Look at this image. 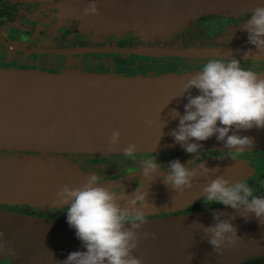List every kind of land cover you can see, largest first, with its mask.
<instances>
[{
	"label": "water",
	"instance_id": "obj_1",
	"mask_svg": "<svg viewBox=\"0 0 264 264\" xmlns=\"http://www.w3.org/2000/svg\"><path fill=\"white\" fill-rule=\"evenodd\" d=\"M96 3L98 14H84L90 0H77L71 5L72 13L105 30L135 28L143 40L152 41L165 35L171 38L200 15L239 11L241 6L255 9L264 0H96ZM249 49L264 58V51L257 48L180 46L136 48L132 52L193 58L240 55ZM196 72L139 74L90 72L81 68L57 72L0 68V149L14 151L0 156V203L29 204L45 210L67 206L58 202V188L82 184L88 174L75 163L50 154L123 152L131 143L136 144L138 151L181 148L169 135L179 124L178 117L172 118L175 113L171 110L184 114L187 98L179 96L180 90ZM192 94L199 93L193 89ZM114 130L121 135L118 143L110 146L109 137ZM238 134L253 140L264 139V129L253 128ZM200 143L203 147L224 146L215 136ZM203 164L210 170H205ZM191 168L197 172L191 189L177 193L163 181L147 196L148 207L163 210L184 207L204 197L203 187L216 176L225 175L235 183L255 170L247 161L220 157ZM114 182L106 180L102 186L111 189ZM213 212L224 213L222 219L234 215L231 222L242 237L219 254L212 251L200 225L193 223L213 224ZM249 215L246 222L237 210L222 207L148 220L139 230L141 239L134 254L142 264H236L251 253L264 251V225L254 214ZM0 232L3 233L0 260L9 259L16 264H45V259L58 264L73 251L86 250L67 221L0 210ZM144 232L155 233L156 238L144 239Z\"/></svg>",
	"mask_w": 264,
	"mask_h": 264
},
{
	"label": "clouds",
	"instance_id": "obj_2",
	"mask_svg": "<svg viewBox=\"0 0 264 264\" xmlns=\"http://www.w3.org/2000/svg\"><path fill=\"white\" fill-rule=\"evenodd\" d=\"M84 14H98L96 0H90ZM241 25L248 33V43L264 51V4L257 6ZM249 54L251 49L242 58L208 59L180 90L179 96L186 95L187 103L182 115L177 109L171 110L175 113L172 118L178 117L179 124L169 135L186 153L198 156L203 147L200 142L213 136L232 153H243L253 147V138L238 134L253 128L264 129V77L241 66V59ZM193 89L199 94L193 95ZM120 135L119 130L112 132L110 146L118 143ZM137 151L136 144L131 143L122 152L125 158L135 160L143 178L131 194L102 186L101 177L96 173L89 175L82 184H64L58 188V202L67 205V223L75 229L76 237L86 249L69 253L58 264H142L134 252L141 239L139 230L147 222L143 209L149 206L150 187L145 188L144 180L152 183L153 174L165 166L157 161L156 155L136 160ZM191 163L192 160L188 161L186 166L178 158L170 160L167 171L162 173L165 185L177 193L191 189L193 178L197 176L195 169L189 167ZM203 167L210 170L205 164ZM215 170L219 171V168ZM203 193L206 205L231 207L246 222L249 214H254L264 225V197L255 195L248 183H233L225 175H219L203 187ZM122 200L126 202L122 204ZM224 215L213 212L214 223L209 226L193 222L200 225L203 236L217 254L242 239L237 234L238 227L231 222L235 216L222 219ZM0 236H3L2 232ZM149 237L155 239L156 234L143 233L144 239Z\"/></svg>",
	"mask_w": 264,
	"mask_h": 264
},
{
	"label": "flooded vegetation",
	"instance_id": "obj_3",
	"mask_svg": "<svg viewBox=\"0 0 264 264\" xmlns=\"http://www.w3.org/2000/svg\"><path fill=\"white\" fill-rule=\"evenodd\" d=\"M77 0H0V68L17 69H42L57 72L65 68H81L90 72H126L137 71L143 66L156 67L160 70L169 68L180 69L192 64L194 68L206 63L210 58L227 56H199L183 58L178 56H162L153 54H136L132 51L136 48H168L188 47L180 36L175 33L172 39L165 42L159 38L152 41L143 40L135 28L110 31L96 27L80 19L72 13L71 5ZM252 12L242 15L224 14L222 11L203 14L191 21L194 26V36L198 40V47L219 49H246L256 48L255 45L239 42L248 39V33L242 30V23L250 18ZM18 25L20 28H14ZM231 29L230 32H225ZM184 32V31H183ZM37 39V41H36ZM60 40L62 43L59 44ZM209 43V44H207ZM143 51V50H142ZM144 53L147 51H143ZM245 54L230 55L242 58ZM89 56V57H88ZM106 57L103 60L90 61L86 57ZM196 59L205 60L198 64ZM193 60L196 62H193ZM102 67H91L95 63ZM241 66L253 71L264 70V58L253 53L247 58L241 59ZM130 69V70H128ZM185 70V69H184ZM264 139L254 140L251 149L243 153H232L224 146H204L198 156L186 153L182 148L137 151L136 160L140 157L155 156L157 161L164 165L161 171L153 174L150 180H144V186L150 187L148 195L163 183L162 173L167 171L170 160L179 159L189 167H193L214 157L232 158L247 161L255 170L246 178L240 180L248 183L254 190V194L264 197ZM260 141V142H258ZM14 153V151H6ZM52 155V154H51ZM55 156L69 160L81 167L89 175L96 173L101 181L115 180L113 191L131 194L142 183L141 172L135 160H130L122 155V152L112 153H56ZM148 183L151 185L149 186ZM147 195V196H148ZM126 201H121L125 203ZM225 207L222 204L206 205L204 197L196 199L184 207L172 210L161 208H144L146 221L163 219L181 214H190L202 210H210ZM67 206L52 209H40L29 204H2L0 210L15 212L30 216H38L49 219L67 221ZM0 264H16L5 259ZM237 264H264V251L252 253Z\"/></svg>",
	"mask_w": 264,
	"mask_h": 264
},
{
	"label": "rangeland",
	"instance_id": "obj_4",
	"mask_svg": "<svg viewBox=\"0 0 264 264\" xmlns=\"http://www.w3.org/2000/svg\"><path fill=\"white\" fill-rule=\"evenodd\" d=\"M240 10L239 11H232V10H220L222 12H224V14H233V15H242L244 13H247V12H252L254 9H251V8H248L247 6H241L239 8ZM211 13H214V12H211ZM14 28H20L18 25H13ZM231 29H228L226 30L225 32H230ZM184 31V32H183ZM182 32V33H181ZM177 33V32H176ZM178 33H181L182 36H180V38L185 42L187 43V45H189L188 47H198V40L194 38V36H192L195 32H194V26L191 25V22L183 29V30H180L178 31ZM175 35V33L170 37H168V35H165L163 36L164 38L161 39L163 40L164 42L167 40V39H172V37ZM158 38V37H157ZM160 39V38H159ZM248 39L247 38H244L243 40H240L239 42H245L247 41ZM37 41V39H36ZM62 43V41L60 40L59 44ZM209 44V43H207ZM89 57V56H88ZM86 57L85 59H89L90 61L94 62V61H99L100 59L103 60V62H107L106 60V57L103 56V57H99V56H94V57H90L88 58ZM100 60V61H101ZM195 61H197L198 64L200 63H203L205 60H198L196 59ZM193 60V62H195ZM95 63V64H92L91 67H102V64H107V63ZM207 62V61H205ZM196 63V62H195ZM190 66H193L192 64H188V67H185V66H181L180 69H175V70H171L169 68H166V69H158L156 67H150V66H143L142 69H138L137 71H134V70H131V71H126V72H117V71H114V72H117V73H139V74H158V73H165V72H178V71H183L184 69L187 70V71H199L201 69V65H198L197 68H194L192 69L193 67H190ZM130 70V69H128ZM106 72V71H105ZM111 72V71H110ZM256 72V71H255ZM256 73H259V74H264V70H260ZM264 141V140H262ZM260 142V141H258ZM255 143V141H254ZM7 150H3V149H0V156H4V155H8L10 154L9 152H6ZM9 151V150H8ZM56 154V153H55ZM55 154H50L51 157H55V158H60V157H57L55 156ZM187 154V153H184V155ZM35 217H38V216H35ZM42 218V217H40ZM49 219V218H47ZM52 220H59V219H52ZM59 221H62V220H59ZM252 254V253H251ZM250 254V255H251ZM249 255V256H250ZM43 262H45V264H57L55 263V261H50L49 259H45ZM239 263V262H238ZM237 264V263H236Z\"/></svg>",
	"mask_w": 264,
	"mask_h": 264
},
{
	"label": "trees",
	"instance_id": "obj_5",
	"mask_svg": "<svg viewBox=\"0 0 264 264\" xmlns=\"http://www.w3.org/2000/svg\"><path fill=\"white\" fill-rule=\"evenodd\" d=\"M183 71H185V70H183Z\"/></svg>",
	"mask_w": 264,
	"mask_h": 264
}]
</instances>
